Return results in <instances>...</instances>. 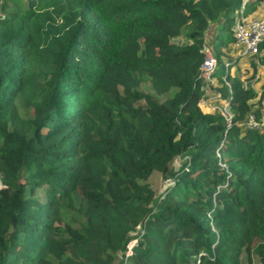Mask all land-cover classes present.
<instances>
[{"label": "trees", "instance_id": "1", "mask_svg": "<svg viewBox=\"0 0 264 264\" xmlns=\"http://www.w3.org/2000/svg\"><path fill=\"white\" fill-rule=\"evenodd\" d=\"M242 1L0 0V264H264V131L240 124L264 79L225 65Z\"/></svg>", "mask_w": 264, "mask_h": 264}, {"label": "built area", "instance_id": "2", "mask_svg": "<svg viewBox=\"0 0 264 264\" xmlns=\"http://www.w3.org/2000/svg\"><path fill=\"white\" fill-rule=\"evenodd\" d=\"M245 1L242 2L238 8L234 23L232 26V45L235 50L242 56L256 57L259 55L260 46H264V17L257 18L253 16H246L243 13ZM264 57V53H263ZM216 60L210 54H205L204 58L200 64V77L205 80V82L211 83L210 78L211 72L214 71ZM257 65V64H256ZM225 85L229 87L228 83ZM214 97L220 98L219 94L216 92ZM203 105H206L208 98H203L201 101ZM220 114L229 126L231 113L228 111V105L226 102L223 106L219 108ZM260 117L256 118L253 111L246 113L244 119L240 123L244 128L255 129L257 131H264V108L259 111Z\"/></svg>", "mask_w": 264, "mask_h": 264}, {"label": "rangeland", "instance_id": "3", "mask_svg": "<svg viewBox=\"0 0 264 264\" xmlns=\"http://www.w3.org/2000/svg\"><path fill=\"white\" fill-rule=\"evenodd\" d=\"M251 2V1H250ZM250 2L246 5V3L244 4V8H243V13L245 15H247L248 12L251 11V6L252 4H250ZM173 42H179L180 39L179 38H174L172 39ZM204 45H206L205 41H204ZM204 53L205 54H210L212 55V48L209 47V46H205L204 47ZM213 56V55H212ZM215 58V57H214ZM250 57L248 56H245V59H241V58H235V57H232L229 59L228 62H226V60H223L225 61V65H227L228 63H232L233 64V67L231 69V71L233 72H236L239 76V78H241L244 83H247V84H250L252 88H254L255 90H258L259 89V85L261 84L262 80L264 79V62L262 61V57H257V65H255L254 67L250 65ZM237 59V60H236ZM208 84V82H206ZM216 83L214 80L211 81V83H209V87L211 88L212 85L211 84H214ZM141 88L142 90L146 91L147 90V84L146 83H143L141 84ZM209 87H207V90L209 89ZM214 93H213V90H211L210 92L209 91H206L205 93V96L206 98H208L209 102L207 103H210L209 106L206 104V105H203L202 104V100L203 98L200 100V108L205 112H209L207 111L208 109H211L212 112L216 113V114H222L220 113L221 111L219 110V108H221L223 106V100H221L220 98L218 97H214L213 96ZM208 107V109L206 107ZM147 182H149L150 186L154 189V191L156 193H161L164 188L166 186L169 185V181L168 180H162L161 176L158 174V173H152L148 179H147ZM240 264H260L259 263V260L256 256L254 255H250L249 256V259H246V257L244 256V253L240 256Z\"/></svg>", "mask_w": 264, "mask_h": 264}, {"label": "crops", "instance_id": "4", "mask_svg": "<svg viewBox=\"0 0 264 264\" xmlns=\"http://www.w3.org/2000/svg\"><path fill=\"white\" fill-rule=\"evenodd\" d=\"M246 1V5L247 6V0H243L242 2ZM251 2H253V0H250ZM253 6L251 7V11L247 13L246 16H253V17H257V18H261L264 17V0H260L258 2H254L252 4ZM245 15V14H244ZM218 23L215 22L213 24H209L208 27L206 28V30L203 32V37H204V41L206 43L205 46H209L212 48V44L213 42L216 40V25ZM229 52H232V57H237V58H243L245 59V56H242L239 54L238 49L235 50L232 43H229V47H228ZM236 51V53L234 54V52ZM234 54V55H233ZM257 57H262V61L264 62V57H263V51H261L259 53V55H257L256 57H252L253 61L255 62V65L258 63L257 62ZM251 60V58H249ZM206 99V97H204ZM209 102V100H208ZM210 103H207V105L209 106ZM206 107V106H204ZM208 109V107H206ZM205 111V110H204ZM207 111L212 112L211 109H208Z\"/></svg>", "mask_w": 264, "mask_h": 264}, {"label": "clouds", "instance_id": "5", "mask_svg": "<svg viewBox=\"0 0 264 264\" xmlns=\"http://www.w3.org/2000/svg\"><path fill=\"white\" fill-rule=\"evenodd\" d=\"M245 3H246V1H245ZM241 4H242V3H241ZM232 40H233V39H232ZM235 53H236V51L234 52V54H235ZM204 54H205V53H204ZM234 54H233V55H234Z\"/></svg>", "mask_w": 264, "mask_h": 264}]
</instances>
